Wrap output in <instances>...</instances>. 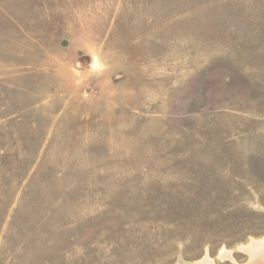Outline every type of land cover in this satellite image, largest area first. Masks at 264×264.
I'll return each mask as SVG.
<instances>
[{
	"label": "rangeland",
	"instance_id": "1",
	"mask_svg": "<svg viewBox=\"0 0 264 264\" xmlns=\"http://www.w3.org/2000/svg\"><path fill=\"white\" fill-rule=\"evenodd\" d=\"M260 240L264 0H0V264Z\"/></svg>",
	"mask_w": 264,
	"mask_h": 264
},
{
	"label": "bare ground",
	"instance_id": "2",
	"mask_svg": "<svg viewBox=\"0 0 264 264\" xmlns=\"http://www.w3.org/2000/svg\"><path fill=\"white\" fill-rule=\"evenodd\" d=\"M243 249L250 254V260L246 264H264V240L253 241ZM210 261L212 262L211 258L206 257L197 264H208L211 263Z\"/></svg>",
	"mask_w": 264,
	"mask_h": 264
}]
</instances>
